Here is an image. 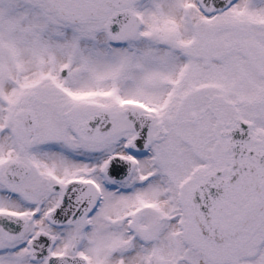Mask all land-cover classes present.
Segmentation results:
<instances>
[{
    "label": "snow or ice",
    "instance_id": "6c2138e0",
    "mask_svg": "<svg viewBox=\"0 0 264 264\" xmlns=\"http://www.w3.org/2000/svg\"><path fill=\"white\" fill-rule=\"evenodd\" d=\"M0 264H264V0H0Z\"/></svg>",
    "mask_w": 264,
    "mask_h": 264
}]
</instances>
